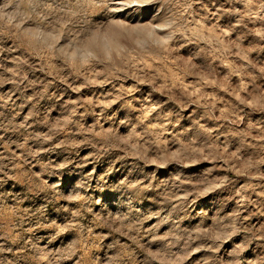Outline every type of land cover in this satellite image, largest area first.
Returning a JSON list of instances; mask_svg holds the SVG:
<instances>
[{
	"label": "rangeland",
	"instance_id": "374dc122",
	"mask_svg": "<svg viewBox=\"0 0 264 264\" xmlns=\"http://www.w3.org/2000/svg\"><path fill=\"white\" fill-rule=\"evenodd\" d=\"M0 264H264V0H0Z\"/></svg>",
	"mask_w": 264,
	"mask_h": 264
}]
</instances>
